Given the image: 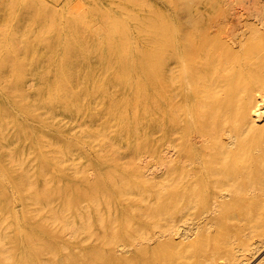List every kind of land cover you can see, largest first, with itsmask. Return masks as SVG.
I'll use <instances>...</instances> for the list:
<instances>
[{
  "label": "bare ground",
  "instance_id": "bare-ground-1",
  "mask_svg": "<svg viewBox=\"0 0 264 264\" xmlns=\"http://www.w3.org/2000/svg\"><path fill=\"white\" fill-rule=\"evenodd\" d=\"M25 1L0 0L18 13L0 34V264H264V3L150 19Z\"/></svg>",
  "mask_w": 264,
  "mask_h": 264
},
{
  "label": "rangeland",
  "instance_id": "rangeland-1",
  "mask_svg": "<svg viewBox=\"0 0 264 264\" xmlns=\"http://www.w3.org/2000/svg\"><path fill=\"white\" fill-rule=\"evenodd\" d=\"M8 1H10V0H6V2H8ZM13 1H15V0H13ZM25 1V0H24ZM27 1V0H26ZM25 1V2H26ZM122 1H124V2H122ZM137 1V0H136ZM167 1L168 2H174V0H151V2H152V6L150 7V8H146L147 10L145 11V12H142L141 11V9L142 8H140V5H136V4H129L130 2L128 1L127 2V0L125 1V0H121V3H123V5H126V6H129V7H132L133 6V8H135V10H137L138 11V13H139V17H141L142 15H145V16H147L148 18H150V19H152V18H155V16H157V15H155L156 13H154V11L155 10H159V14H160V12L163 14L162 16L163 17H167L168 15H170L171 14V12H172V2H171V5H170V3H167ZM178 1H180V0H178ZM205 2H210V4L209 5H211L212 4V6H210L211 8H210V10H211V14L213 15L215 12H218V11H220L221 9H222V11H220V14L221 15H223V14H225V11H224V8H225V10L227 9V6L226 5H228V7H229V5H235L236 7H237V9L238 10H241V12H243L244 11V9L247 7V8H250L251 7V5H257V4H262V3H264V0H213L212 2H211V0H204ZM220 1V2H219ZM11 2H12V0H11ZM25 2H22L23 4H25ZM175 2H176V0H175ZM216 2H217V4H216ZM223 2V3H222ZM225 2H228L229 4H225ZM218 4L220 5V6H218ZM221 4L224 6L225 5V7L224 8H220V10L218 9L219 7H221ZM7 6H8V3H7ZM6 6V7H7ZM216 6H218V7H216ZM222 6V7H223ZM157 7V8H156ZM119 10V9H118ZM218 10V11H217ZM140 11V12H139ZM226 12H229V10H227ZM124 13V12H123ZM137 13V14H138ZM143 13V14H142ZM147 13V14H146ZM219 13V12H218ZM218 13H216L217 15H218ZM223 13V14H222ZM13 14H18V13H16V11H7V14H6V16L5 17H2V18H0V34H2L3 32V34H9V33H12L13 32V30L11 29L12 28V26L13 25H18V21H13L14 20V17H13ZM158 14V15H159ZM165 14V15H164ZM216 14H214L215 16H216ZM219 14V16H221ZM249 14H251V13H249ZM96 15V16H95ZM161 15V14H160ZM262 15H264V12H262ZM92 16H93V19H95L96 17H98V14H92ZM121 16H123V15H121ZM133 16V15H132ZM123 17H126L125 16V14H124V16ZM133 17H137L136 15H134ZM252 17H254V19H256L257 17H255V14H253L252 16H251V18ZM248 20L250 21V18H248ZM13 21V22H12ZM264 21V20H263ZM9 24V25H8ZM6 25V26H5ZM4 28H7V29H4ZM4 30V31H3ZM7 32V33H6ZM144 34V33H143ZM2 48H0V52H3V53H0V54H4L5 53V46H1ZM140 48V47H139ZM8 49H9V47H8ZM5 55V54H4ZM23 64V63H22ZM264 250V249H263ZM262 250V251H263ZM261 254L263 253V252H260ZM258 255H257V257H259L261 254H259V253H257ZM255 256V259L257 258L256 257V254L254 255ZM254 256H253V260H254ZM250 264V263H249Z\"/></svg>",
  "mask_w": 264,
  "mask_h": 264
}]
</instances>
